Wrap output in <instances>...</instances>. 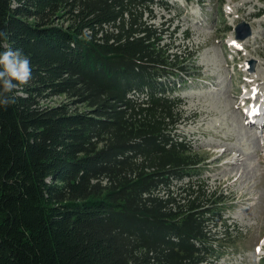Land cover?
I'll return each instance as SVG.
<instances>
[{
    "label": "trees",
    "instance_id": "obj_1",
    "mask_svg": "<svg viewBox=\"0 0 264 264\" xmlns=\"http://www.w3.org/2000/svg\"><path fill=\"white\" fill-rule=\"evenodd\" d=\"M153 6L170 10L164 0H0V52L32 65L15 104L0 107V264L218 257L209 226L223 200H207L205 163L176 133L192 51L182 58L163 42L180 26L154 24ZM59 95L70 102L41 104Z\"/></svg>",
    "mask_w": 264,
    "mask_h": 264
},
{
    "label": "rangeland",
    "instance_id": "obj_2",
    "mask_svg": "<svg viewBox=\"0 0 264 264\" xmlns=\"http://www.w3.org/2000/svg\"><path fill=\"white\" fill-rule=\"evenodd\" d=\"M164 1L171 10L153 6L154 24L166 20L169 31L176 24L180 28L174 38L166 34L163 42L182 58L192 51L183 65L189 78L179 94L185 104L176 133L189 141L205 163L198 170V179L207 185V195H214L207 200H223L213 208L216 215L209 226L223 248L208 264H264V122L260 128L246 125L241 114L246 106L243 91L250 85L247 80L254 81L250 89L255 102L264 105V0ZM241 23L251 33L244 40L234 30ZM182 32L189 35L188 40ZM248 61L254 62L252 71L245 68ZM67 101L66 95H59L41 104ZM71 109L84 111L85 105L78 103ZM254 131L256 139L249 136ZM225 149H232L231 155L220 156ZM238 155L241 163L231 165L232 157ZM236 172L239 179L234 180L230 176ZM245 193L253 200H244Z\"/></svg>",
    "mask_w": 264,
    "mask_h": 264
},
{
    "label": "clouds",
    "instance_id": "obj_3",
    "mask_svg": "<svg viewBox=\"0 0 264 264\" xmlns=\"http://www.w3.org/2000/svg\"><path fill=\"white\" fill-rule=\"evenodd\" d=\"M0 36H6V33L0 31ZM31 78L32 65L29 57L11 47L0 52V107L6 109L15 104L13 91L19 85L27 84Z\"/></svg>",
    "mask_w": 264,
    "mask_h": 264
},
{
    "label": "bare ground",
    "instance_id": "obj_4",
    "mask_svg": "<svg viewBox=\"0 0 264 264\" xmlns=\"http://www.w3.org/2000/svg\"><path fill=\"white\" fill-rule=\"evenodd\" d=\"M236 40H238V39H236ZM240 41V40H239ZM244 47V49H247L248 48V45H247V43H244V45H243ZM239 49V48H238ZM264 49V48H263ZM263 52L262 51H259V54L261 55ZM263 58V57H262ZM256 79H259V78H255V80ZM257 81V80H256ZM254 81L253 80H247V82H246V84H250V85H252V84H254L253 83ZM249 85V87H248V89H247V92H249L250 93V95H248V97H246V98H243V105H247L248 104V102H250V101H252V104L253 105H251L250 107H249V109L246 111V112H244V111H242L241 112V114H243V116H244V118H245V121H246V125H248V124H251L253 127H256V128H260L261 127V125H262V123L264 122V105H262V104H258L257 102H255V100L256 99H254V97H253V95H254V90L253 89H250L251 88V86ZM257 93H258V91H256ZM263 99V101H264V97L262 98ZM229 101V100H228ZM253 101H254V103H253ZM230 103V102H229ZM239 106V105H238ZM248 123V124H247ZM238 126L239 127H241L240 126V124L238 123ZM242 126H243V124H242ZM264 129V128H263ZM253 131V130H252ZM248 135V134H247ZM250 137H253L254 139H256L257 137H256V133H255V131L254 132H252L250 135H249ZM226 138V137H225ZM227 139H229V140H231L230 138H227ZM232 152V149H225V150H223L222 151V153L220 154V156H223V154L224 155H226V156H229V154ZM235 151L233 150V153H234ZM231 155V154H230ZM239 155H243V152L242 151H239ZM238 155V157H232V159H233V161L232 162H230L231 163V165H234V166H236L237 164H240L241 163V160H240V156ZM224 157V156H223ZM237 174H238V172H236L235 173V175H233V176H230L231 178H233L234 180H237V179H239L238 177H237ZM242 175V174H241ZM243 199L244 200H247V201H252L253 199H252V197L249 195V193H245V196L243 197ZM260 200V199H259ZM243 201V200H242ZM259 202V201H258Z\"/></svg>",
    "mask_w": 264,
    "mask_h": 264
},
{
    "label": "water",
    "instance_id": "obj_5",
    "mask_svg": "<svg viewBox=\"0 0 264 264\" xmlns=\"http://www.w3.org/2000/svg\"><path fill=\"white\" fill-rule=\"evenodd\" d=\"M242 28H244V31L243 33H240V30H242ZM234 30L236 33V37L241 40L245 39L247 36L251 34L248 25L245 23L236 25ZM252 66H253V61H248L246 63V69H248L249 71H252L253 69Z\"/></svg>",
    "mask_w": 264,
    "mask_h": 264
}]
</instances>
